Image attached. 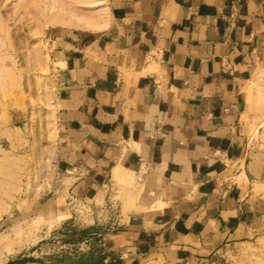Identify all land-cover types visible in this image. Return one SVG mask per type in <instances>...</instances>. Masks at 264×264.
I'll return each instance as SVG.
<instances>
[{"label":"crops","instance_id":"obj_1","mask_svg":"<svg viewBox=\"0 0 264 264\" xmlns=\"http://www.w3.org/2000/svg\"><path fill=\"white\" fill-rule=\"evenodd\" d=\"M103 3V25L51 28L60 163L77 195L119 166L157 198L105 237L104 264L241 263L264 226L249 140L264 0Z\"/></svg>","mask_w":264,"mask_h":264},{"label":"rangeland","instance_id":"obj_2","mask_svg":"<svg viewBox=\"0 0 264 264\" xmlns=\"http://www.w3.org/2000/svg\"><path fill=\"white\" fill-rule=\"evenodd\" d=\"M65 1L81 13L102 11L100 0ZM61 6V0H0V16L10 28L4 37L13 38L16 71L14 92L6 94L0 88V167L13 174L0 170V264H104L105 237L119 229L133 208H140L139 199L145 196L137 176L124 167L114 175V184L95 197L77 195L70 188L72 179L59 159L53 105L57 68L50 36L55 25L40 32L43 13ZM39 48L46 71L30 58ZM45 91L50 93L49 103ZM251 104L250 146L264 162V77L252 84ZM7 182L14 184L12 193L5 191ZM240 261L264 264V226Z\"/></svg>","mask_w":264,"mask_h":264},{"label":"bare ground","instance_id":"obj_3","mask_svg":"<svg viewBox=\"0 0 264 264\" xmlns=\"http://www.w3.org/2000/svg\"><path fill=\"white\" fill-rule=\"evenodd\" d=\"M62 1V6L60 9H57V10H54V11H51V12H44L43 13V17L42 19L40 20L41 22V25H40V32H42L46 26H51V25H56V24H64V25H76V26H88V27H93V26H99L100 24H102V18L104 16L105 13H107L106 11V5L103 3L104 1L103 0H100V4H102V11L99 12L98 14H95V13H90V14H87V13H81L79 12V10L76 9V7L72 4V2L70 1H65V0H61ZM71 4V8L68 9L69 5ZM105 12V13H104ZM109 14V13H108ZM109 16V15H108ZM10 19V18H9ZM105 20V19H103ZM109 21V20H108ZM106 26V25H105ZM10 33V28L9 26L6 24V21L5 19L2 18V16H0V88H2L5 93L6 91H8V93H13L14 92V76L16 75V71L14 69V47L12 48V45L14 46V43L12 42L11 39L12 38V35L10 37V34L9 35H6L7 38L4 37V33ZM9 36V37H8ZM31 60H33V63L34 65L41 69V70H44L46 71V68L48 66L47 64V61L44 59V56H43V53H42V50L39 48V49H36L34 50L32 56L30 57ZM5 62H4V61ZM10 61V62H9ZM4 64H3V63ZM1 90V91H3ZM46 90V89H45ZM7 94V93H6ZM49 98H50V93L48 91H45V94H44V100L46 103H49ZM7 130V131H6ZM5 131L7 133H9L10 136H13L14 133L12 130L10 129H6L5 128ZM51 131H52V134L55 135V129L52 127L51 128ZM17 134V132H16ZM15 136V135H14ZM12 139V138H11ZM7 157V156H6ZM12 158V156H11ZM9 158V159H11ZM8 159V160H9ZM14 159V158H13ZM17 159V158H16ZM17 161V160H16ZM8 162V161H7ZM11 162V161H10ZM1 163V162H0ZM4 164V163H3ZM13 165V164H12ZM11 167V165H10ZM7 169V170H6ZM4 168V166L1 168L0 167V170L4 172V175L8 172L9 174L11 175L10 171H8V167L7 168ZM10 169V168H9ZM123 169V167H115L114 169V175L118 176V174L121 172V170ZM13 170V169H12ZM0 171V172H1ZM128 172V171H127ZM126 172V173H127ZM15 173V172H14ZM129 173V172H128ZM3 174V173H2ZM1 174V175H2ZM8 174V175H9ZM132 174V173H131ZM0 175V176H1ZM13 175V174H12ZM11 175V176H12ZM3 176V175H2ZM121 177V176H120ZM2 178V177H1ZM10 178V176H9ZM13 178V177H12ZM11 178V179H12ZM119 179V178H117ZM131 180V179H130ZM5 181V180H4ZM10 182H7V185L5 186V191L7 192H11L14 190V184H11L10 187L8 186ZM14 183V182H13ZM1 185V184H0ZM1 188V187H0ZM4 188V187H3ZM13 189V190H12ZM2 190V189H1ZM4 192V191H3ZM12 193V192H11ZM10 194V193H8ZM11 197V195H10ZM155 198V197H154ZM153 198V199H154ZM149 196H144L142 197L140 200V203H144L145 200H149ZM156 200V201H155ZM153 201V200H151ZM154 201L156 202V205H157V198L154 199ZM159 201V200H158ZM162 202V201H161ZM154 204V202H151ZM159 204V203H158ZM151 207H153L151 205Z\"/></svg>","mask_w":264,"mask_h":264}]
</instances>
